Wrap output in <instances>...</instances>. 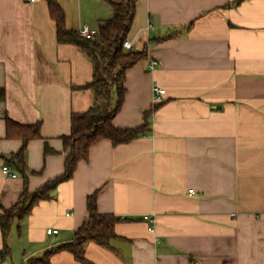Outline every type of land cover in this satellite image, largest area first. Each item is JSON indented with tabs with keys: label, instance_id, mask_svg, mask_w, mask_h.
I'll return each mask as SVG.
<instances>
[{
	"label": "crops",
	"instance_id": "obj_1",
	"mask_svg": "<svg viewBox=\"0 0 264 264\" xmlns=\"http://www.w3.org/2000/svg\"><path fill=\"white\" fill-rule=\"evenodd\" d=\"M56 1L68 30L97 33L113 17L105 0ZM127 42L145 58L126 72L113 125L149 131L93 146L50 199L13 220L0 264H264V0H137ZM92 78L87 55L58 42L47 0H0V215L25 189L11 162L23 141L7 121L40 125L24 155L31 194L63 176V138L95 103L83 88ZM154 84L166 91L157 104ZM95 192L99 214L125 219L110 245L86 243V263L53 251L72 242Z\"/></svg>",
	"mask_w": 264,
	"mask_h": 264
},
{
	"label": "trees",
	"instance_id": "obj_2",
	"mask_svg": "<svg viewBox=\"0 0 264 264\" xmlns=\"http://www.w3.org/2000/svg\"><path fill=\"white\" fill-rule=\"evenodd\" d=\"M47 1L51 17L56 23L58 42L75 45L92 62V81L83 88L92 91L95 103L86 112L73 113L71 116V134L63 138L64 152L67 153L63 176L46 183L31 194L26 189L28 179L24 155L28 142L41 138L40 125L17 127L13 122L7 121L9 134H12L13 128L20 130L16 136L23 141L22 148L12 157L11 162L23 174L25 189L19 202L9 211L0 215V230L4 241V248L0 251L1 259L10 254L7 239L13 220L21 219L29 214L35 203L50 199L51 193L59 184L69 181L73 177L77 165L88 159L93 146L103 140L111 141L114 146L127 144L149 131L146 123L141 127L126 129H119L113 125V119L124 101L126 72L145 58V53L124 49V43L127 41L134 21L137 0H105L113 10V17L99 22L97 33L92 38H84L80 36L79 32L68 30L65 26L64 13L57 1ZM45 152L51 153L48 148ZM97 197L98 192L88 197V218L74 233L72 242L53 251H67L77 261L86 263V243L93 242L102 247L110 245L111 240L116 236L115 226L125 219L99 214ZM53 251L47 253V257ZM39 262L49 264L47 260H31L27 264Z\"/></svg>",
	"mask_w": 264,
	"mask_h": 264
},
{
	"label": "built area",
	"instance_id": "obj_3",
	"mask_svg": "<svg viewBox=\"0 0 264 264\" xmlns=\"http://www.w3.org/2000/svg\"><path fill=\"white\" fill-rule=\"evenodd\" d=\"M37 0H30V2H36ZM149 29H151L153 27L152 23H149ZM80 36L84 37V38H92L96 35V32H92L90 31L87 27H84L80 32H79ZM124 49L125 50H131L132 49V45L129 42H125L124 43ZM158 67V62L156 60H152L149 63L148 66V71L149 72H153L157 69ZM166 94L165 89L159 87L157 84H154L153 86V100L155 102V104L160 103L164 96ZM2 172L5 176H9L12 178L17 177V173H15L14 171H12V169L10 168L9 165H5L2 167ZM190 194H195V192L193 190L189 191ZM144 220L149 221L150 220V216H144L143 217ZM149 231H153V226L149 227ZM47 234L48 235H56L58 234V230H53V229H49L47 230Z\"/></svg>",
	"mask_w": 264,
	"mask_h": 264
}]
</instances>
